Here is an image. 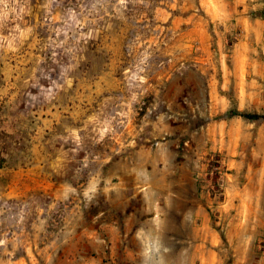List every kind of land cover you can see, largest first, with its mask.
Listing matches in <instances>:
<instances>
[{
	"label": "rangeland",
	"instance_id": "obj_1",
	"mask_svg": "<svg viewBox=\"0 0 264 264\" xmlns=\"http://www.w3.org/2000/svg\"><path fill=\"white\" fill-rule=\"evenodd\" d=\"M234 22L200 0H0V264H264V120L225 124L236 84L213 112L196 58L264 56Z\"/></svg>",
	"mask_w": 264,
	"mask_h": 264
},
{
	"label": "crops",
	"instance_id": "obj_2",
	"mask_svg": "<svg viewBox=\"0 0 264 264\" xmlns=\"http://www.w3.org/2000/svg\"><path fill=\"white\" fill-rule=\"evenodd\" d=\"M223 1L225 2L226 0ZM200 2L207 14L210 15L212 21L228 23L229 20L235 19L234 24L244 29L248 28L247 23L251 25L250 32L255 37H258V46L261 50H264V20L259 18L254 19L253 17H249V13H245V11L253 7V4H250L249 0H231L225 8L220 5L221 0H200ZM237 45L238 47H234L233 52L230 55L228 54L230 57H225L226 54H219L217 51L210 53L211 44L206 42L199 43V57L196 56L197 60H199V70L201 69L202 72L199 81H206L203 97H210L211 102L209 105L212 107L213 112L225 113L231 108L232 101L228 98L227 92H221V89L229 90L233 83L236 84L235 100L238 110L252 106L258 107L257 103L259 99L262 101L261 91L248 89L247 87L250 83L256 84L254 80L262 81L264 78V56H258L257 58L252 52H254L253 50H258V47L254 48L249 42L247 44L239 42ZM219 48L221 49L222 47L220 46ZM248 71L255 74L252 82L249 83L246 78ZM244 83H246L245 88L243 86ZM238 120L232 117L227 120L225 119L223 122L230 125L239 122ZM262 169L263 167L260 166L259 170L261 171ZM252 172L253 170H249V174H252ZM57 191H54L56 195ZM27 254L33 255L30 264H37V252L31 250ZM21 259H18V261L27 263L26 256H21Z\"/></svg>",
	"mask_w": 264,
	"mask_h": 264
},
{
	"label": "trees",
	"instance_id": "obj_3",
	"mask_svg": "<svg viewBox=\"0 0 264 264\" xmlns=\"http://www.w3.org/2000/svg\"><path fill=\"white\" fill-rule=\"evenodd\" d=\"M234 116H240L243 119L251 120L256 123H260L264 120V112L263 113L250 112L247 110H238L237 108L230 109L226 114L227 118Z\"/></svg>",
	"mask_w": 264,
	"mask_h": 264
}]
</instances>
